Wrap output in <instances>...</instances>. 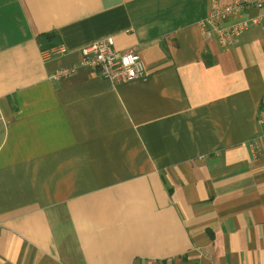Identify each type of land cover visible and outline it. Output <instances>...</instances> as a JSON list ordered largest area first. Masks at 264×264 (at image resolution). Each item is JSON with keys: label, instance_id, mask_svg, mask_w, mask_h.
<instances>
[{"label": "crops", "instance_id": "0c3cea01", "mask_svg": "<svg viewBox=\"0 0 264 264\" xmlns=\"http://www.w3.org/2000/svg\"><path fill=\"white\" fill-rule=\"evenodd\" d=\"M210 8L0 0V264H264V7L230 48ZM109 36L143 78H52Z\"/></svg>", "mask_w": 264, "mask_h": 264}, {"label": "built area", "instance_id": "2783aa9c", "mask_svg": "<svg viewBox=\"0 0 264 264\" xmlns=\"http://www.w3.org/2000/svg\"><path fill=\"white\" fill-rule=\"evenodd\" d=\"M261 9L264 0H211L210 12L200 23L201 31L207 37L216 38L223 48L235 45L237 38L244 34L259 18L246 17L250 8ZM64 44L42 49L46 59L64 54ZM82 57L77 65L62 68L52 75L53 79H61L75 73L79 68L109 80L113 84H121L143 78L146 74L144 62L135 50L119 51L115 48L113 36L97 40L81 50Z\"/></svg>", "mask_w": 264, "mask_h": 264}, {"label": "trees", "instance_id": "16d2710c", "mask_svg": "<svg viewBox=\"0 0 264 264\" xmlns=\"http://www.w3.org/2000/svg\"><path fill=\"white\" fill-rule=\"evenodd\" d=\"M40 38H41V42H43V45L45 47H49V46L51 47L57 43V41L54 39V36L51 34L42 35Z\"/></svg>", "mask_w": 264, "mask_h": 264}]
</instances>
